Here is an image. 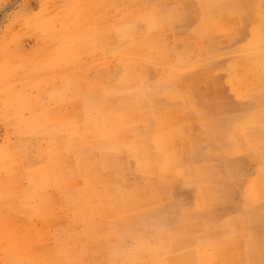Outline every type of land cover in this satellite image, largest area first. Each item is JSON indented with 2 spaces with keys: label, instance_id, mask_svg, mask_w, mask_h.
<instances>
[{
  "label": "rangeland",
  "instance_id": "obj_1",
  "mask_svg": "<svg viewBox=\"0 0 264 264\" xmlns=\"http://www.w3.org/2000/svg\"><path fill=\"white\" fill-rule=\"evenodd\" d=\"M263 54L264 0H0V264H264Z\"/></svg>",
  "mask_w": 264,
  "mask_h": 264
},
{
  "label": "crops",
  "instance_id": "obj_2",
  "mask_svg": "<svg viewBox=\"0 0 264 264\" xmlns=\"http://www.w3.org/2000/svg\"><path fill=\"white\" fill-rule=\"evenodd\" d=\"M238 70V69H237ZM227 73H225V72H218L217 74H216V79H218L217 80V83H216V81L214 82V87H213V90H212V88H211V85H210V88H209V92L208 91H206V93H208L209 95H210V97H209V100H213V99H217V100H219V101H222V102H224L225 104H230V103H233L234 101H238V99H239V102H243V103H246V102H248L249 101V99H245L244 101H242V99H240V98H238L233 92H232V90H231V87H229V82H227ZM218 89V90H217ZM238 98V99H237ZM259 119V116H257L256 117V119H255V122H256V120H258ZM251 125V124H250ZM249 125V126H250ZM249 126H245V128H248ZM243 127V126H242ZM263 126H261L260 128L261 129H264V128H262ZM251 129H256V128H250V129H248L247 130V132H249ZM189 135H190V137H189ZM189 135H188V143H189V146H190V144H191V146H190V148H192L193 146H192V134L191 133H189ZM190 138V139H189ZM126 158H127V163H126V166L127 165H130V167H131V162H130V160H129V158L126 156ZM115 163L117 164V163H119V161H120V158H115ZM145 162V163H144ZM163 162H164V158L163 157H160L159 158V156L158 157H153V156H147L146 158H144V160H142V158L140 157V156H138V164H139V166H141L140 168L142 169V170H144L143 168H144V166H143V163L144 164H147V165H151V166H154V168H149V167H147L148 168V170L150 171V169L152 170H154V174H158L159 175V173H163V172H166L167 171V169L170 167V165H172V164H165V165H163ZM121 163V162H120ZM119 163V164H120ZM159 163V164H158ZM183 164L184 166H186V167H188V165H190V164H192L193 166H192V170L193 171H199V174H201V177H199V179H198V181L197 182H199V180H203V179H207L208 178V174L209 173H202V171H203V169H205L206 167V165L208 164V163H211V162H205V161H202V162H197V163H195L194 162V156H193V152L191 151V153H190V156H188V157H186V158H182L181 160H180V158H176L174 161H173V165L172 166H174L175 168H177V169H179L180 167H179V164ZM122 164V163H121ZM124 165V164H123ZM211 165V164H210ZM116 166H118V165H116ZM135 167H136V165L134 166V167H132V170H135ZM208 167V169L210 170V171H213V168L211 167V166H207ZM146 168V169H147ZM209 170H208V172H209ZM107 171H108V173L111 175V177H112V179L115 181V184L113 185L114 187L113 188H119V186H121V182L120 181H123V182H126V178L124 177V176H119L120 175V173H118V172H116V171H114V170H112V169H108L107 168ZM193 171H192V175H193ZM189 174H191V172L189 173ZM122 175V174H121ZM121 177V178H120ZM124 177V178H123ZM143 178V177H142ZM155 178V181L154 182H157L158 180V176L157 175H153V173L152 174H149L148 175V179H151V180H153ZM192 179V181H194L195 182V178H191ZM134 180V183H135V188H136V192L134 193V195L136 196V197H140V196H142L144 193H142L141 194V191H144L145 190V188H144V190H141L142 189V187L144 186V184L143 183H141V181L143 180V179H140L139 177H136L135 179H133ZM198 184H200V185H204V184H202V183H198ZM146 185V184H145ZM111 192L112 191H110V192H108V195H110L111 194ZM113 193V192H112ZM162 193V192H161ZM112 208H115V207H113V206H107V207H104L103 206V214H107V215H110L111 213H114V211L112 212ZM136 212H138V213H135V214H140L142 211H140V210H137ZM186 221H184V222H182V224H176V225H183L184 223H185ZM201 222H203L204 224H207V222L206 221H204V220H201ZM196 223H199V222H196ZM140 224V223H139ZM201 224V223H200ZM186 225V224H185ZM143 225H139V227H142ZM207 236H211L210 234H207ZM207 240H209V241H214V239L215 238H210V237H207L206 238Z\"/></svg>",
  "mask_w": 264,
  "mask_h": 264
},
{
  "label": "bare ground",
  "instance_id": "obj_3",
  "mask_svg": "<svg viewBox=\"0 0 264 264\" xmlns=\"http://www.w3.org/2000/svg\"><path fill=\"white\" fill-rule=\"evenodd\" d=\"M242 1V0H241ZM243 6V5H242ZM238 7V6H237ZM149 27V26H148ZM139 31V30H138ZM89 33V32H88ZM142 35V34H141ZM253 40V39H252ZM204 43V42H203ZM200 44V43H199ZM158 49V48H157ZM152 51V50H151ZM159 54V53H158ZM260 55V54H259ZM264 55V54H263ZM195 56V55H194ZM133 58V57H132ZM194 59V58H193ZM192 59V60H193ZM153 61H155V60H153ZM191 61V60H190ZM159 62V61H158ZM160 63V62H159ZM196 63V62H195ZM176 69V68H175ZM131 82V81H130ZM144 82V81H143ZM142 85V84H141ZM144 87V86H143ZM161 87V86H160ZM196 92V91H195ZM197 95V94H196ZM119 98V97H118ZM205 101V100H204ZM208 101V100H207ZM77 102V101H76ZM220 109V108H219ZM67 110V109H66ZM70 112V111H69ZM103 112V111H102ZM171 112H173V114H172V116L174 117H177L178 116V114H177V112L176 111H171ZM93 115H96V114H93ZM108 115V114H107ZM106 115V116H107ZM186 115L188 116V117H192V115H193V111H191V110H187V112H186ZM100 116H104L103 114H100ZM209 116V115H208ZM197 117V116H196ZM88 121V120H87ZM87 121H86V119H84V126L86 125V124H89V123H87ZM118 122V121H117ZM116 122V123H117ZM92 123V122H91ZM90 123V124H91ZM190 123V122H189ZM90 126V125H89ZM80 127H82V126H80ZM79 127V128H80ZM140 127V126H139ZM192 127V126H191ZM187 128V133L185 132V134H188L189 135V133H190V130L192 129H190L189 127H186ZM72 129V128H71ZM82 129H85L84 127H82L81 128V130ZM89 129H91V127L89 128ZM100 129V128H99ZM245 129V128H244ZM68 130H70V129H68ZM74 130V129H73ZM84 133H86V132H84ZM243 133V132H242ZM88 134H92V135H95V133H94V131L91 129V132H89ZM117 135V134H116ZM187 135V136H188ZM119 136V135H118ZM134 136V135H133ZM186 136V137H187ZM88 137V136H87ZM94 137V136H93ZM142 137H143V135H142ZM189 137H190V135H189ZM96 138V137H95ZM75 139V138H74ZM80 139V138H79ZM88 139V138H87ZM99 139V138H98ZM190 139V138H189ZM89 140V139H88ZM100 140V139H99ZM187 140H188V138H187ZM113 141V140H112ZM145 140H143V138H140V137H138L135 141H134V143L137 145L138 144V146H139V148H140V146L142 147L143 146V144L145 145V142H144ZM189 141V140H188ZM187 141V142H188ZM155 142V141H154ZM91 143V142H90ZM100 143V142H99ZM74 144V143H73ZM155 144V143H154ZM157 144V143H156ZM155 144V145H156ZM95 145H96V143H95ZM42 146V145H41ZM40 146V147H41ZM80 146V145H79ZM190 146H191V144H190ZM89 147V146H88ZM95 147V146H94ZM42 148H43V146H42ZM74 148V147H73ZM151 148H152V146H151ZM151 148H148L147 149V151H148V156H153V157H158L159 155L154 151V149L152 150ZM124 149H126V147L124 148ZM128 150H129V147L127 148ZM159 149H160V147H159ZM181 149V148H180ZM78 150V149H77ZM34 152V151H33ZM71 152V151H70ZM67 153H69V152H67ZM161 153V152H160ZM162 153H163V151H162ZM191 153V152H190ZM66 154V153H65ZM140 154L141 155H139L141 158H142V160H144V158H145V156L143 155L144 153L141 151V148H140ZM38 155V154H37ZM64 155V154H63ZM74 155H76V154H74ZM143 155V156H142ZM164 156V155H163ZM92 157V156H91ZM165 157H168V156H166L165 155ZM176 156H173V158L172 159H176V158H178V157H176ZM77 158V157H76ZM76 158H75V160H76ZM120 158V161H121V163L122 164H124V165H126V163H127V158H126V155H123L122 157H119ZM49 159V158H48ZM67 159H68V157H67ZM168 159V158H167ZM180 159H181V157H180ZM65 160V159H64ZM72 160H74V159H72ZM68 161V160H67ZM91 161H92V158H91ZM90 161V162H91ZM164 161H165V159H164ZM169 161V160H168ZM64 162V161H63ZM61 163H62V161H61ZM97 163H99V162H97ZM78 164V163H77ZM89 165H91L90 163H88ZM159 164V163H158ZM79 165V164H78ZM55 166V165H54ZM58 166V165H57ZM80 166V165H79ZM79 166L77 167V168H79ZM141 167V166H140ZM90 168V167H89ZM79 170V169H78ZM80 171H81V169H80ZM96 171V170H95ZM105 172H107V171H105ZM99 173V172H98ZM101 173V172H100ZM102 174V173H101ZM107 178V177H106ZM124 178V177H123ZM106 180V179H105ZM102 181V180H101ZM98 188V186H96L95 188H93V189H90L89 191H91L92 193L93 192H95L96 191V189ZM101 193H104V194H108L107 192H106V190H104L103 188L101 189V191H100ZM62 204V203H61ZM100 207V206H99ZM104 207H107V206H104ZM48 213V212H47ZM111 217H113V216H111ZM151 230V229H150ZM232 231V230H231ZM152 235V234H151ZM110 240V239H109ZM246 248V247H245ZM226 250V249H225Z\"/></svg>",
  "mask_w": 264,
  "mask_h": 264
}]
</instances>
